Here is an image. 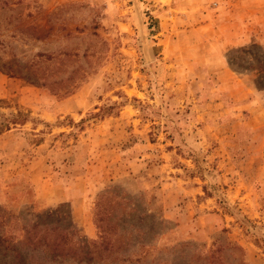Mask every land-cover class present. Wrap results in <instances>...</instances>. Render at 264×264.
Instances as JSON below:
<instances>
[{
    "label": "rangeland",
    "instance_id": "1",
    "mask_svg": "<svg viewBox=\"0 0 264 264\" xmlns=\"http://www.w3.org/2000/svg\"><path fill=\"white\" fill-rule=\"evenodd\" d=\"M0 209L131 236L101 264H264V0H0Z\"/></svg>",
    "mask_w": 264,
    "mask_h": 264
},
{
    "label": "trees",
    "instance_id": "2",
    "mask_svg": "<svg viewBox=\"0 0 264 264\" xmlns=\"http://www.w3.org/2000/svg\"><path fill=\"white\" fill-rule=\"evenodd\" d=\"M38 55L44 56L43 53H38ZM48 58L52 59L51 56ZM32 73L21 72L15 74L31 83H38L51 88L60 82L53 79L49 80L48 75L39 76V79L34 80L32 75L36 77L37 74ZM73 89L66 88L63 95L71 93ZM8 216H10V213L0 209V264H30L32 262L37 264L38 262L44 263L43 260L49 259L60 264L66 260L71 261V264H101L106 259L111 258L116 251L131 246L129 244L131 236H116L114 238L106 228H101L97 240L86 242V240L75 239L77 229L69 232L65 228H60L59 225L42 226L38 222L33 224L27 222L24 226L23 237L16 242H12L4 235L3 231ZM118 228L119 226L113 225L111 231L117 232ZM141 245H145V243ZM119 257L118 253L113 256V258Z\"/></svg>",
    "mask_w": 264,
    "mask_h": 264
},
{
    "label": "crops",
    "instance_id": "3",
    "mask_svg": "<svg viewBox=\"0 0 264 264\" xmlns=\"http://www.w3.org/2000/svg\"><path fill=\"white\" fill-rule=\"evenodd\" d=\"M221 12V11H220ZM225 22H219L216 25V22L211 20V21H207L205 20L203 23L199 24V26H197V28L195 29L194 27H189L186 28L185 33L190 32L192 29H195L197 31H199L200 34H203L204 37H202L207 43H212V44H216V45H221V44H227L229 41H231L233 38H239L243 33L244 37L247 35V32L242 30L243 32H239L236 33V30H233L231 27L227 26L225 27ZM229 27V28H228ZM243 29H245V26H243ZM212 38V34H216ZM242 37V36H241ZM212 40V41H211ZM225 75L228 74V72L224 73ZM58 105H61L59 102L57 103ZM69 105V103H65L63 102V106ZM58 107V106H57ZM83 222H85V218L82 220Z\"/></svg>",
    "mask_w": 264,
    "mask_h": 264
}]
</instances>
